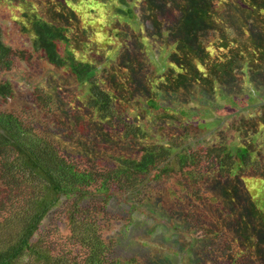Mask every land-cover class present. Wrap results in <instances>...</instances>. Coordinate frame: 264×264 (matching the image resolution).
Listing matches in <instances>:
<instances>
[{
  "label": "trees",
  "instance_id": "obj_1",
  "mask_svg": "<svg viewBox=\"0 0 264 264\" xmlns=\"http://www.w3.org/2000/svg\"><path fill=\"white\" fill-rule=\"evenodd\" d=\"M0 1L20 10L9 27L27 39L14 48L0 28V264H132L107 246L115 201L131 213L159 207L172 232L183 226L211 249L201 264H237L233 249L264 264V116L220 117L221 104L200 101L226 83L204 65L210 0H114L100 23L102 0H88L92 20L77 15V0ZM229 1L242 23L247 11L263 22L228 63L243 59L249 80L264 81V0ZM221 39L223 48L229 35ZM85 117L109 132L87 138L74 128ZM245 119L252 134L235 127ZM56 129L62 141L40 135Z\"/></svg>",
  "mask_w": 264,
  "mask_h": 264
},
{
  "label": "rangeland",
  "instance_id": "obj_2",
  "mask_svg": "<svg viewBox=\"0 0 264 264\" xmlns=\"http://www.w3.org/2000/svg\"><path fill=\"white\" fill-rule=\"evenodd\" d=\"M102 1L107 2L108 6L105 7L104 14H100V19L97 18V23H100L99 21L105 22L106 19H108L110 11L112 10L111 7H113L112 4L114 3V0ZM142 2L143 0H136L137 4L141 3L140 5H142ZM210 2L209 14L212 15L215 21L209 24L207 30L202 31V37L205 36L206 41L208 42L205 43L204 50H208L209 53L204 60V65L206 66V69L211 72H213L212 69L215 66L217 68L216 71H219L216 74L218 79L221 78L222 73H225L226 78L224 80L226 83H224L223 80V83L220 81L215 82L214 92L218 93L217 96L215 94H213V96L206 95V92H203V95L200 99L202 102L201 105L210 107L211 104H213V106H218L221 104L222 108H218L220 117H224L225 115L237 110L240 115H244L245 117H252L256 114L259 116V118L263 117L264 88L261 87L264 86V81L261 80L260 77L256 79L257 76L249 80L247 73L249 72L248 67L251 65V63H246V61L243 59H240V61H234V64H237L235 68L229 65L232 58L235 57L234 55L236 51L234 50L239 48L238 44L244 40L246 37L245 34L247 35L248 31L259 28L260 22L262 23L263 21H260L257 13L247 11L245 13L247 15L246 19L242 23V18L240 15L234 11L232 12V2L229 0H210ZM77 3L79 5H83V7L78 8L77 15H80L81 17H87L90 20L95 18V15H99L97 8L87 4L88 0H85L83 3L80 0H77ZM178 3V0H174L172 3V8L178 7ZM142 10V6L138 7L137 15L142 14L140 13ZM19 12L20 10L18 8L13 9L11 7H7L0 1V28L3 32L2 40L5 44L14 48H23L27 45V39L24 37L25 35H22L16 29L9 27L10 19H12V17L17 15ZM232 14L234 16H232ZM239 18H241V20H239ZM224 19L226 20L225 22ZM242 32V37L237 39L234 38L238 35V33L242 34ZM221 33H226V35H229V42L226 43V46L223 48L219 46L222 41V39L220 40ZM142 41L145 43L147 40L142 39ZM219 54L225 55V57L223 56V62H220L221 60L219 61ZM155 68L156 66L153 67V70ZM150 70L152 69L150 68ZM258 70L264 76V68L260 67ZM157 73L159 76L161 75L158 69ZM159 76L156 74L153 76L151 81H157ZM98 77L100 83L105 85L100 74ZM17 91L22 97L28 95V90L25 85H18ZM249 97L252 99V101L245 102L244 99L248 100ZM225 101H235L238 103L233 106L229 102L227 103ZM242 103H244L245 106H243ZM230 109L233 111L229 112ZM248 121H250V119L239 121L240 123L236 124L235 127L238 129L241 126H248L246 127L247 132L249 131V134H252L251 132H254L255 130L254 124L251 123L248 125ZM224 124L225 126L228 124L227 138L230 141L237 140L236 134L229 124V120L225 119ZM74 128L80 130L81 132L85 131L84 135L87 138H91L99 131L103 134H107V132H109V129L101 124L96 126L91 124L90 120L86 117L83 119L81 126L78 124ZM60 132L61 131L57 130V132L55 131L54 133V131L51 130V132H40V135L51 141H55L56 139L62 141ZM135 202L141 203L142 201L137 199ZM235 204L242 206L244 204V199H241L238 195H236ZM109 209L112 210V212L107 213L106 218L109 217L110 220H115L117 223L115 224L116 230L111 233V238L107 240V242H109V245L107 246L115 258L119 257L127 262L131 261L132 264H141L142 262V264H153L160 259L161 264H201L203 259H198V254H203L204 251L211 250L210 248L203 246L201 242L197 240H193L190 237L187 239V237L182 234L184 231L183 226H180L182 229H178L179 231L177 230V232L181 233L180 235H178L177 232H172L171 228L164 221V217L159 215L161 213V209L159 207L155 208L153 204L151 205L147 203L145 208H143L144 210L141 209V211H134L131 213L128 209H121L119 202L115 201L112 203V206L109 207ZM225 235L226 234L223 235L222 233L221 239H226L224 237ZM195 237L200 239V237L203 236L196 234ZM186 243H188V245H186ZM233 251H235V253H239V255L236 256L237 264H255L252 261L248 262L250 260L247 261V254L244 256L241 255V252L238 250L233 249ZM209 260L210 258L208 261Z\"/></svg>",
  "mask_w": 264,
  "mask_h": 264
}]
</instances>
